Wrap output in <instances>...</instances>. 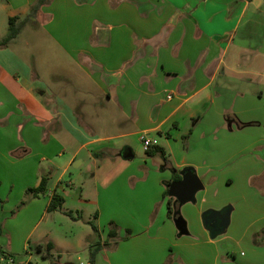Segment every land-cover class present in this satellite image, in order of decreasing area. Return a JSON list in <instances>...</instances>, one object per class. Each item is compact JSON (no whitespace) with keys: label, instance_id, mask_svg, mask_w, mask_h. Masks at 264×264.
<instances>
[{"label":"crops","instance_id":"crops-1","mask_svg":"<svg viewBox=\"0 0 264 264\" xmlns=\"http://www.w3.org/2000/svg\"><path fill=\"white\" fill-rule=\"evenodd\" d=\"M35 2L0 0V39ZM26 32L59 41L77 76H43ZM143 133L166 155L148 154ZM1 162L0 178L26 180L15 203L49 178L29 199L46 211L72 168L96 165L93 195L68 186L93 201L101 231L115 222L132 236L95 264H264L250 238L264 227V0H54L0 47ZM174 169L204 183L180 207L182 228L164 199ZM2 186L0 213L16 184ZM227 207L229 227L212 234L205 211Z\"/></svg>","mask_w":264,"mask_h":264},{"label":"rangeland","instance_id":"rangeland-1","mask_svg":"<svg viewBox=\"0 0 264 264\" xmlns=\"http://www.w3.org/2000/svg\"><path fill=\"white\" fill-rule=\"evenodd\" d=\"M30 36L31 33L26 32L20 40L21 45L23 47L26 43L31 42L29 49L32 50V58L34 61H37V63L39 62V68L43 76L50 77L51 73H58L59 76H77V67L73 65V58L68 55L65 50L61 49L59 41L56 42V39L47 37V39L42 38L41 42H38ZM56 76L57 75L54 76V79ZM52 98L47 99L49 104L51 100L53 101ZM34 134L36 137L37 133L34 132ZM84 153L85 152H82L81 157ZM71 155L72 153L68 151L67 155L63 158ZM104 158L105 157H101L99 159L103 169L112 163L111 160H105ZM57 161L59 163L62 162L60 159ZM0 164L3 171H11V168L9 170L7 166H4L3 162ZM24 166L25 164L20 165V167ZM120 166H116V170H118ZM95 168L96 165L93 164V162H86L82 168H72L71 172L65 175L63 187L59 188L58 193L66 197L65 199H67V202L62 209L53 212L46 211L43 206H32V204L27 201L29 198H32V195H26V191L25 199H22L26 200L25 204H21V202L15 203V199L21 193L22 186L26 184V180L21 178L18 172L4 175V179L2 177L0 178L1 184L3 182L2 187L5 191H8L11 185L16 184L12 194V201L4 203V209L1 208L0 213L2 216V220L0 218L2 225L0 247L11 254L1 257V264H91V249L98 244V242H105L109 229L108 231L100 230L97 217L95 218L96 206L93 204V201L88 202L83 200V202H79L78 197L82 193L81 185L77 183L78 187L76 185L68 186L67 182L71 181L72 178L73 181H77V179L82 180L85 183L84 196H91L94 190L92 183L94 182L93 172ZM13 169L18 168L16 167ZM49 170L53 171V179L50 183L52 187L59 173L53 168ZM73 175L75 176L73 177ZM229 190L230 194L235 193L233 187ZM262 195L264 196V192H262ZM70 210L74 212L75 216L80 215V218L74 219L66 214V211ZM90 220L96 223L99 230L98 232L93 230L92 226L89 224ZM263 229L264 227L251 234L252 246H256L253 243L254 234L261 232ZM260 236H264V234L261 233ZM48 241H53L55 245L58 246L54 247L50 251V255L47 254V257L37 252L36 247L39 243L45 246ZM102 250L111 251L110 247L106 246H104Z\"/></svg>","mask_w":264,"mask_h":264},{"label":"trees","instance_id":"trees-1","mask_svg":"<svg viewBox=\"0 0 264 264\" xmlns=\"http://www.w3.org/2000/svg\"><path fill=\"white\" fill-rule=\"evenodd\" d=\"M54 0H36V2L31 6L30 12L24 17L20 18L19 16L11 17L9 19V26H8V33L5 37L0 39V47L5 48L7 47L11 42H13L19 34L22 32L23 28L27 25L28 22H30L32 19H37L40 13L44 10L45 7L50 6L53 3ZM148 154H154V153H161L163 155H166V151L164 148L160 146H154L151 147L149 150H147ZM96 156H99V154H96ZM183 171H177L174 169L173 177L172 179L167 183L164 191V199L167 203V209H168V215L172 220H177L181 216L180 212V201L179 199L172 193L171 186L173 183L178 182L183 179ZM48 184H49V178L46 176H43L41 179L40 184L37 187H30L26 190V195L31 194L32 197H39L43 194H46L48 191ZM0 186H1V180H0ZM30 199V198H29ZM29 199L27 201H29ZM26 200H22L21 204H25ZM3 203V199L0 197V205ZM65 203V198L58 192H55L50 202L47 205V211L53 212L59 209H62ZM66 214L71 216L74 219H79L80 215L75 216L74 212L72 210L66 211ZM97 213H95V218L97 217ZM89 224L92 226L93 230L95 232H98V226L94 221H89ZM1 220H0V235L2 234V227H1ZM264 234V229L254 234V241L253 243L256 246H264V236H260V234ZM132 236V231L130 229H126L125 233L122 234L121 229L119 225L115 222H111L109 225V231L107 234V238L104 243L101 241L96 244L90 252V263L95 264L97 254L104 246L110 247L111 250H114L117 248L120 241L128 239ZM32 247V246H31ZM56 247L55 243L53 241H48L46 245L44 246L42 243H39L37 245V252L40 254H43L44 256L50 255V251ZM46 251V253H45ZM10 253L5 251L2 247H0V259L1 257L7 256ZM11 255V254H10ZM48 257V256H47ZM173 262L172 256H170L165 262V264H171ZM1 264V261H0Z\"/></svg>","mask_w":264,"mask_h":264},{"label":"water","instance_id":"water-1","mask_svg":"<svg viewBox=\"0 0 264 264\" xmlns=\"http://www.w3.org/2000/svg\"><path fill=\"white\" fill-rule=\"evenodd\" d=\"M129 150V155L126 157H133L131 149ZM204 188V183L202 179L195 173L187 172L183 179L175 182L171 186L172 193L179 199L180 205L188 201H194L196 193ZM231 207H227L221 210H208L204 213V223L205 226L213 234H221L226 231L229 227ZM177 225L182 228V217L176 220Z\"/></svg>","mask_w":264,"mask_h":264},{"label":"built area","instance_id":"built-area-1","mask_svg":"<svg viewBox=\"0 0 264 264\" xmlns=\"http://www.w3.org/2000/svg\"><path fill=\"white\" fill-rule=\"evenodd\" d=\"M169 98H171V96H169ZM141 140L144 144L145 150H149L154 144L153 140L146 133L141 135Z\"/></svg>","mask_w":264,"mask_h":264}]
</instances>
